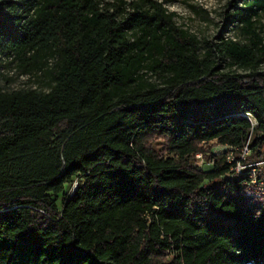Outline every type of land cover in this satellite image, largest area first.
Instances as JSON below:
<instances>
[{
  "label": "trees",
  "instance_id": "16d2710c",
  "mask_svg": "<svg viewBox=\"0 0 264 264\" xmlns=\"http://www.w3.org/2000/svg\"><path fill=\"white\" fill-rule=\"evenodd\" d=\"M231 8L255 41L201 52L158 0H0V54L47 88L0 89V264H264L226 162H264V0Z\"/></svg>",
  "mask_w": 264,
  "mask_h": 264
},
{
  "label": "rangeland",
  "instance_id": "374dc122",
  "mask_svg": "<svg viewBox=\"0 0 264 264\" xmlns=\"http://www.w3.org/2000/svg\"><path fill=\"white\" fill-rule=\"evenodd\" d=\"M15 1V0H13ZM162 2L169 12L176 14L175 21L177 25L187 29L195 35L201 43V52L209 45L217 44L220 38L235 41L241 44H249L254 40L252 35H247L240 31V23L234 21L230 15L233 13L231 5L233 0H158ZM256 33L264 40V14H259L254 18ZM52 60H49V64ZM223 71H233L241 73L242 70L235 67L229 68L226 64H221ZM261 70H264V65H261ZM153 79V78H152ZM0 89L4 91L19 90V89H36L46 91V79L41 73L33 75H25L19 66V62L11 60L10 57L0 54ZM161 143L154 144V149L159 151ZM203 148H210L214 156L220 157L224 154L225 149L216 145V142L203 145ZM204 163L206 159L201 156ZM199 164L196 159L195 164ZM194 164V165H195ZM202 164V163H200ZM261 172L264 175V165H261ZM203 171L211 170L209 167L202 164ZM76 186V181L67 185L65 188L66 194H71ZM62 197L58 198L57 205L60 206Z\"/></svg>",
  "mask_w": 264,
  "mask_h": 264
},
{
  "label": "built area",
  "instance_id": "2783aa9c",
  "mask_svg": "<svg viewBox=\"0 0 264 264\" xmlns=\"http://www.w3.org/2000/svg\"><path fill=\"white\" fill-rule=\"evenodd\" d=\"M251 121L253 124H255L253 120ZM226 151H228L226 162L232 165L230 169L231 176H245V180L242 184L240 193L247 198L256 200L264 199V175L258 174V169L259 167H261V165H264V162L254 163L247 161V158L249 156L248 141L241 150L238 159L234 158L233 149L230 148ZM195 158L199 160V164H195L198 169L203 170L201 168L202 164H204V166L206 167H209L210 169L213 168V162L204 163L201 159V155H196ZM75 188L73 189V191L75 190Z\"/></svg>",
  "mask_w": 264,
  "mask_h": 264
},
{
  "label": "crops",
  "instance_id": "0c3cea01",
  "mask_svg": "<svg viewBox=\"0 0 264 264\" xmlns=\"http://www.w3.org/2000/svg\"><path fill=\"white\" fill-rule=\"evenodd\" d=\"M221 148L225 149L224 147H221Z\"/></svg>",
  "mask_w": 264,
  "mask_h": 264
}]
</instances>
